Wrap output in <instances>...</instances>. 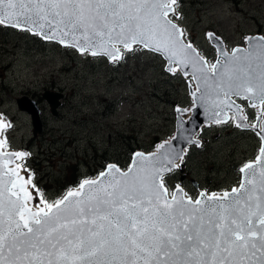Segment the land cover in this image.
Returning a JSON list of instances; mask_svg holds the SVG:
<instances>
[{
	"label": "snow or ice",
	"instance_id": "6c2138e0",
	"mask_svg": "<svg viewBox=\"0 0 264 264\" xmlns=\"http://www.w3.org/2000/svg\"><path fill=\"white\" fill-rule=\"evenodd\" d=\"M178 8L179 0H0V25L112 61L139 45L163 56L167 73L187 77L190 68L192 95L209 100L214 123L260 129L239 185L196 197L170 189L182 152L164 141L49 199L27 167L31 153L7 150L12 125L0 113V264H264V36L211 62L187 39ZM232 96L256 101L258 123Z\"/></svg>",
	"mask_w": 264,
	"mask_h": 264
},
{
	"label": "rangeland",
	"instance_id": "374dc122",
	"mask_svg": "<svg viewBox=\"0 0 264 264\" xmlns=\"http://www.w3.org/2000/svg\"><path fill=\"white\" fill-rule=\"evenodd\" d=\"M178 11L187 39L211 62L217 49L209 33L227 51L245 46L249 35L264 36V0H179ZM32 36L28 31L0 34V113L12 125L5 133L7 150L31 153L27 167L49 199L76 188H60L76 172L79 184L109 163L127 168L134 153L156 151L174 136L177 109H187L180 114L185 119L191 114L192 77L167 73L161 55L134 45L136 50L122 60L109 61ZM45 90L62 93L57 114L42 97ZM23 95L40 107L42 130L35 136L29 114L16 104ZM232 99L254 123L258 109L242 96ZM210 123L195 133L199 144L185 147L176 161L180 166L167 174L170 189L180 185L193 197L205 190L222 193L238 186L239 168L255 160L260 147L256 132L233 121Z\"/></svg>",
	"mask_w": 264,
	"mask_h": 264
},
{
	"label": "water",
	"instance_id": "95a60500",
	"mask_svg": "<svg viewBox=\"0 0 264 264\" xmlns=\"http://www.w3.org/2000/svg\"><path fill=\"white\" fill-rule=\"evenodd\" d=\"M4 26H9V25H4ZM10 27H12V26H10ZM46 31H47V29H46ZM28 32L30 34H34L33 32H30V31H28ZM35 35H37V34H35ZM37 36L39 38H41L42 40H46L40 35H37ZM249 36L254 37V38H259L262 35L261 34H253V35H249ZM209 40H210V43L213 44L217 49V57L215 59V61H216L217 58H219L220 50L225 49L224 43L215 34H214V37H209ZM46 41H52V42H56L60 45L67 46V45L59 43L57 40H46ZM250 43H255V40L251 41V42L246 40L245 46H235L233 48H236V47L248 48ZM75 49H77V48H75ZM229 52H231V51H229ZM105 57L110 61V58H108L107 56H105ZM163 59H164V57H163ZM188 71H189V76L192 77V70L189 68ZM192 80L194 82L195 88H197L198 81L194 80L193 78H192ZM194 86H192V85L189 86V94L191 95V97L193 99V103H194V106L191 109V114L188 118L185 119V118L180 116V114L182 112H177V117H176V121H175L174 136H172L169 140H167L170 142L171 149L174 152H182V155H183L184 149L187 145L193 144V143L199 144V140L197 138H195L194 135L197 132V130L201 127V125L204 123L214 122L213 115H212V106L210 105L209 100L207 98H205L204 100L197 99V97L200 96V92H197L196 96H193L192 92L195 89ZM42 97L49 104L52 114H57V107L60 105V99L62 98V93L56 92V91L45 90L42 93ZM231 99H232V97H231ZM247 102L250 105L252 103H256V101H250V100H247ZM16 104L20 110L25 111L26 113L29 114L30 120H31V123L33 126V135L35 136L38 133H40L42 130V121L40 118V107H39L37 101L34 98L28 97L27 95H23V96L16 98ZM256 123H258V122L255 119L254 124H256ZM242 129H251V130L255 131L256 133L258 131H260L259 128H242ZM156 151H157V149H156ZM177 160H175V163ZM241 177H242V173H241ZM193 184H194V186H197L196 181H193Z\"/></svg>",
	"mask_w": 264,
	"mask_h": 264
},
{
	"label": "trees",
	"instance_id": "16d2710c",
	"mask_svg": "<svg viewBox=\"0 0 264 264\" xmlns=\"http://www.w3.org/2000/svg\"><path fill=\"white\" fill-rule=\"evenodd\" d=\"M8 31H15L16 33H26V30H18L15 29L13 27H9V26H4V25H0V34L3 32H8ZM32 37H35L37 39H39L40 41L44 42L42 39L38 38L37 36L33 35ZM79 175L78 172L74 173L72 175L71 179H67V182L62 183L60 188H68V187H73V186H77V176Z\"/></svg>",
	"mask_w": 264,
	"mask_h": 264
},
{
	"label": "bare ground",
	"instance_id": "6f19581e",
	"mask_svg": "<svg viewBox=\"0 0 264 264\" xmlns=\"http://www.w3.org/2000/svg\"><path fill=\"white\" fill-rule=\"evenodd\" d=\"M194 88H195V86H194ZM190 113H191V111H190ZM210 124H211V123H207V125H210ZM204 125H205V124H203L202 126H204ZM202 126L200 127V129L202 128ZM200 129H199V130H200ZM199 130L197 131V133L199 132ZM197 133H196V134H197ZM188 147H189V145L186 146V148H188ZM186 148L184 149V151H186ZM181 159H182V158H181ZM181 159H180V160H181Z\"/></svg>",
	"mask_w": 264,
	"mask_h": 264
},
{
	"label": "flooded vegetation",
	"instance_id": "af4514ba",
	"mask_svg": "<svg viewBox=\"0 0 264 264\" xmlns=\"http://www.w3.org/2000/svg\"><path fill=\"white\" fill-rule=\"evenodd\" d=\"M212 124V123H211ZM216 124V123H215ZM206 126H208V125H205V126H202V128L199 130V132L198 133H200L201 131H203L204 130V128L206 127ZM197 133V134H198ZM190 146V145H189Z\"/></svg>",
	"mask_w": 264,
	"mask_h": 264
}]
</instances>
